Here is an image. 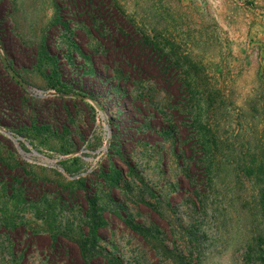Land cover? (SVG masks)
Masks as SVG:
<instances>
[{"label": "rangeland", "instance_id": "obj_1", "mask_svg": "<svg viewBox=\"0 0 264 264\" xmlns=\"http://www.w3.org/2000/svg\"><path fill=\"white\" fill-rule=\"evenodd\" d=\"M71 1H5L32 44L62 8L55 57L76 99L62 124L15 132L25 155L0 127L8 169H26L0 176V264H86L78 240L91 245L94 226L125 264H176L161 243L199 264H245L248 242L264 244V0H112L166 55L172 83H125L122 98ZM18 70L36 98L64 79Z\"/></svg>", "mask_w": 264, "mask_h": 264}, {"label": "trees", "instance_id": "obj_2", "mask_svg": "<svg viewBox=\"0 0 264 264\" xmlns=\"http://www.w3.org/2000/svg\"><path fill=\"white\" fill-rule=\"evenodd\" d=\"M5 1L7 0H0V127L29 136L34 131L51 128L53 122L62 124V119H69L66 106L69 101L76 98L67 95L73 91L74 86L65 79L64 70L60 71L57 67L55 47L60 27L67 28L70 22L63 16L62 8H59L60 11L55 14L41 41L38 44H32L16 31L13 33L12 25L7 18ZM12 1L9 0V3ZM70 7L99 39L100 47L103 48L100 60L108 71L107 80L116 83L114 84L115 95L120 98L129 96L128 92H123L121 88V85L125 83L133 86L136 81L153 79L163 86L172 84L171 74L160 67V63L163 62L160 59L165 58L166 55L162 54V50L150 38L141 35L115 2L112 0H72ZM73 45L75 51L78 49L81 51L77 42L74 41ZM6 59L9 62L8 65L5 62ZM29 65L42 71L49 79H58L59 75L64 76V79L59 81V86H55L57 95L45 98L30 95L25 86L8 70L9 66L19 71L18 69H25ZM53 85L56 84L53 83ZM171 86L179 90L181 85L177 83ZM33 104H36V108ZM196 136L197 133L193 135V138L198 141ZM7 165L11 166L0 153V176L18 182L21 171L26 170L25 167L19 163L16 173H12ZM16 190L22 194L21 187ZM41 192L43 190H35L30 194ZM95 223L98 225L97 222ZM129 224L134 227L132 222ZM98 236V226H94L90 239L91 245H88L86 239L78 240L79 251L85 263L95 264L99 261L102 264H125L121 256L108 247H97ZM260 238L262 237H254L248 242L245 264H264V244L259 245L254 242ZM159 247L176 264H199L192 256L193 252L191 255H186L172 250L163 243ZM198 247L190 246V249L196 251Z\"/></svg>", "mask_w": 264, "mask_h": 264}, {"label": "water", "instance_id": "obj_3", "mask_svg": "<svg viewBox=\"0 0 264 264\" xmlns=\"http://www.w3.org/2000/svg\"><path fill=\"white\" fill-rule=\"evenodd\" d=\"M5 62H6L7 65L9 64V62L7 61V59L5 60ZM8 70H9V72H10L13 76H15L19 81H21L23 84H26V83L20 78V76L17 75V73L15 72V70L13 69L12 66H9V67H8ZM31 90H32V89H31ZM33 90H35V89H33ZM36 94H37L38 96H40V97H44V96L47 95L43 90L36 91ZM4 132H5L7 135H9L10 138H12V139L14 140V142L18 145L20 151L25 155L24 150L21 148V145H20V140H22L23 138H22L21 136H19V135H16V134H15L13 131H11V130H4ZM27 144H28V143H27ZM34 153H35L36 155H40V153H39L38 151H36V150H34ZM47 163H50V164H52V165H55V163H54L53 161H48ZM61 169L64 170L63 167H61Z\"/></svg>", "mask_w": 264, "mask_h": 264}]
</instances>
